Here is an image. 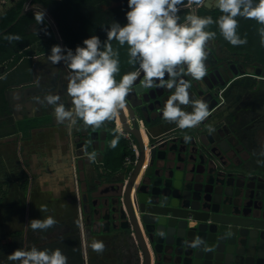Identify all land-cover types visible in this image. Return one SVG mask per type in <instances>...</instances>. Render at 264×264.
Segmentation results:
<instances>
[{
	"label": "water",
	"instance_id": "obj_1",
	"mask_svg": "<svg viewBox=\"0 0 264 264\" xmlns=\"http://www.w3.org/2000/svg\"><path fill=\"white\" fill-rule=\"evenodd\" d=\"M32 1L25 2L18 20L30 12L38 13L63 48L55 21ZM203 6L212 9L217 2L204 0ZM183 10L194 12V3L181 7L180 12ZM206 52V75L199 81L184 75L192 85L189 91L208 104L209 114L197 126L152 136L149 126L161 123L150 115L172 90L140 87L142 77L126 96L125 107L108 124L130 133L140 154L134 166L114 177L111 196L92 203L91 226L118 238L127 235L141 264H264V176L252 174L239 160L238 136L224 119L215 117L226 104L227 91L239 79H264V69L224 64L207 46ZM59 64L67 76L66 65ZM25 85L13 90L20 96L18 101L23 94L29 98L30 88L24 89ZM222 90L224 102L220 104ZM82 136L79 134L80 139ZM82 210L88 211L85 196ZM82 238L85 244L84 234Z\"/></svg>",
	"mask_w": 264,
	"mask_h": 264
},
{
	"label": "crops",
	"instance_id": "obj_2",
	"mask_svg": "<svg viewBox=\"0 0 264 264\" xmlns=\"http://www.w3.org/2000/svg\"><path fill=\"white\" fill-rule=\"evenodd\" d=\"M17 1L0 0V13L11 7ZM98 2L97 7L99 8L100 14H106V22L112 16H115V22H118L117 18L119 13L122 15L119 18L120 21L123 24L127 22L125 18V13L128 11L127 0H100ZM216 9L219 8L217 6L212 7V10ZM197 11L198 7L194 6L195 14H197ZM189 12L192 11L189 10ZM87 13L93 15V8L88 9ZM181 16L184 15L182 14ZM94 18L99 17L96 16ZM109 23L112 24V21ZM96 30H98L97 27ZM90 35L87 34V36L85 35L81 39V45L82 41ZM94 35L101 37V31L98 30ZM252 42H254V52L258 53L257 46H262L261 37L259 39L253 38ZM114 44H116L115 40L112 41V46ZM223 44L216 38H212L206 42V46L212 49L213 54L224 64H238L243 68H263L260 62L252 58L253 56H251V63L246 66L245 57H240L236 52L230 51L223 46ZM122 47L127 54V45ZM254 52L253 54L256 55ZM12 61L13 59H10L6 61V64L9 65ZM127 61L128 57H126V66L124 69L122 68V62H120L119 72H123L124 74L125 72L133 70L134 66L129 65ZM2 70L3 66L1 65L0 78L6 75ZM251 80L255 81V83L257 81L264 82V79L255 76L242 77L239 79L238 85L235 88L241 86L239 84L240 81H249L250 84ZM244 86L246 87V85ZM15 88L17 87H8L6 89L8 90V96H6L5 92V98L11 110L6 112L4 109H0V202L4 203V200H11L7 208L11 209L8 218L12 217L9 222L4 219L6 227L1 226V230L5 232L8 229L12 231L22 230L17 227L21 225L20 218L23 212V198L31 204L30 209H28V213L30 212V214H38L41 211L40 207L44 206L43 201H46L47 198H52L55 202L58 201L56 208L60 210L61 215V220L56 223H70L71 220L78 219L81 237L85 233V244L82 238L84 264H88V258L95 260L105 258V256H108L107 252L110 251H94L91 248V242L99 239L108 241L114 237L113 234L103 233L104 235L98 237V239L91 234L92 229H95L96 232L99 227L94 226L93 228L91 226L90 211L93 210L92 203L98 198L104 199L111 196L114 177L121 171H127L128 168L124 167V160L131 153L128 148V141L115 128L110 127L106 123L107 120L100 127L94 128L92 126H85L81 121H78L75 125L67 122L57 123L53 116V107L50 110H46V108L39 110L37 107L30 106L28 109L23 110L21 104L27 98L23 94L21 95L22 100L18 101L20 96L13 94ZM232 89H234V86L230 88V90ZM253 90H255L256 96L260 100L253 103L251 105L252 108L246 105V103H243L236 106V109L228 111L229 107L226 105L228 103L226 101L227 103L217 110L215 117L224 119L230 126L232 132L238 136L240 140L239 160L244 161V164L252 171V174L264 176V118H260L259 116L264 115V86H261L259 89L256 86ZM229 91L225 95L226 100L228 99ZM189 93L190 98L195 96L196 99H201L198 95L196 96L190 91ZM168 96H166V99ZM12 98H14V102ZM69 98L68 96L65 98L64 103L66 107H70ZM166 99L163 105L150 115L156 122L161 123L159 127L149 126L152 136L183 131L176 127L174 122L167 121L162 117L161 109ZM19 105L21 107H18L16 110L15 106ZM182 107L188 111L191 110L190 106ZM252 111L257 112L259 115L255 114L254 117L250 116V112ZM79 134H83L81 139ZM117 136L119 140L116 146L112 147L111 141ZM84 141L86 142V146H83ZM85 153H94L95 158L89 159V156ZM26 183L27 186H25ZM83 196L88 201V211L86 213L82 210ZM67 201L68 204H65L64 202ZM78 204L81 206L80 217H78L79 213L77 211L79 208ZM70 205L72 207L71 211L61 210V206L69 207ZM47 209L45 207V210ZM61 211L66 212L63 214ZM32 219H38L37 215L32 216L30 220ZM11 221H13L14 225L11 224ZM112 243V252L116 249L122 252L121 247H124L122 241L112 240ZM119 245L122 246L119 247ZM87 248L89 251H87ZM87 253L90 255H86ZM116 261L118 259L111 258L110 260L108 258L107 264H113ZM117 263L120 262L118 261Z\"/></svg>",
	"mask_w": 264,
	"mask_h": 264
},
{
	"label": "clouds",
	"instance_id": "obj_3",
	"mask_svg": "<svg viewBox=\"0 0 264 264\" xmlns=\"http://www.w3.org/2000/svg\"><path fill=\"white\" fill-rule=\"evenodd\" d=\"M216 2L221 15L213 21L211 16L194 12L186 13L183 19L178 14L181 7L186 8L191 3L198 7L202 0H127V22L123 25L112 22L106 29V39L90 35L74 50L58 44L51 46L48 61L53 64L63 62L69 70L66 95L70 97V107H66L59 94H46L41 102L53 106L57 123L75 125L81 121L85 126L100 127L125 107L126 96L142 77L140 87L172 90L161 109L165 120L174 122L180 129L197 126L208 116V104L205 100L190 98L192 85L184 75L188 74L196 81L206 75V42L216 35L207 27L216 23L226 41L241 45L246 39L237 33V17L254 19L264 25V0ZM258 31L264 44V27ZM12 39L19 37L10 36L9 40ZM113 40L120 46L127 45V62L134 66L118 81L115 74L120 71V61L118 51L112 46ZM182 106H190L191 110ZM188 139L185 136V140ZM118 140V136L113 138L111 146L115 147ZM85 154L89 159L95 158L94 153ZM29 223L33 230H46L56 220L47 216L32 219ZM198 243V240L193 241V246ZM91 248L102 252L104 243L93 240ZM7 259L13 264H67V257L60 248L19 247L8 254Z\"/></svg>",
	"mask_w": 264,
	"mask_h": 264
},
{
	"label": "trees",
	"instance_id": "obj_4",
	"mask_svg": "<svg viewBox=\"0 0 264 264\" xmlns=\"http://www.w3.org/2000/svg\"><path fill=\"white\" fill-rule=\"evenodd\" d=\"M98 1L100 0H33L32 4L42 6L49 12L64 41V47L74 50L77 45H81L80 41L85 35H94L98 30L101 31V40L106 39V29L111 26L109 22H115V16H112L107 22L105 21L106 14H100L99 8L97 7ZM25 2L26 0H18L11 7L0 13V32L10 27L0 35V65L6 63V61L13 57V61L8 65L9 70L7 74L0 78V109H8V102L5 98L6 89L11 84H18L21 81L29 79L31 76V64L29 61L23 70L17 67L18 65L16 66V63L22 57L19 52L23 51V56L30 55L27 48L34 45V42L38 39V34L44 35L48 42L55 38L49 24L44 21L38 13L30 12L18 20ZM203 2L204 0H202V3L198 6L197 15L211 16L213 21H215L217 19L216 17L221 15L220 10L207 9L203 6ZM90 8H93V15L87 13ZM188 12L189 10H183L180 14L185 15ZM92 16H98L99 18H94ZM119 16L117 21L122 25L123 23L119 19L122 15L119 13ZM38 17H40V19H38ZM236 19L238 20L237 33L241 38L246 39V43L240 46L232 45L226 41L220 34L216 23L209 25L207 30L215 32L216 35L214 38L224 43L223 46L230 51L236 52L240 57H245L246 66L251 63V56H253L252 58L260 62L264 68V44H262V46H257L258 53H256L253 49L254 42H252L253 38H260L258 29L264 27V25L258 24L254 19H245L243 17H237ZM33 23H37L36 28H39L40 31L35 34H30L28 32L31 31L30 26ZM96 27L98 30H96ZM10 36H18L19 39L9 40ZM54 44H57V42ZM116 44H114L113 47L117 49L120 62H122V68L124 69L128 54H126L125 49H122V46H118L117 42ZM253 52L256 55H254ZM122 75L123 72H118L115 76L116 80L118 81ZM127 151L130 153L129 150ZM25 186H27V183ZM130 242V245L124 244V247H121L122 252L119 250L117 251V249L113 251V258L118 259L121 264H140L136 246L133 240ZM32 246H36L39 249L60 248L62 253L67 257V264H84L82 237L79 232L78 219H73L70 223H55L46 230H33L29 225L25 230H16L12 232L3 231L0 235V264H13L12 261L7 259L8 254L19 247L27 249ZM120 246L122 245H119V247ZM130 254L132 255L130 256ZM107 260L108 257L105 256V258L101 259L99 264H107ZM96 261L95 259H89L88 264H97L95 263Z\"/></svg>",
	"mask_w": 264,
	"mask_h": 264
},
{
	"label": "flooded vegetation",
	"instance_id": "obj_5",
	"mask_svg": "<svg viewBox=\"0 0 264 264\" xmlns=\"http://www.w3.org/2000/svg\"><path fill=\"white\" fill-rule=\"evenodd\" d=\"M36 27H37V23H33L30 26L31 31L28 33L35 34L36 32H39L40 29ZM37 37L38 39L36 40V42H34V45L27 48V50L30 52V55L23 56V51H20L19 53L22 55V57L16 63V66L18 65L17 67H20V69L23 70V68L29 61V63L31 64L30 78L25 81H21L18 84H11V86H9V87H14V86L17 87V86L22 85L23 83L28 84L24 86L25 87L24 89L30 88L29 89L30 91L28 90L29 98H27L25 102H22L21 105H22L23 110H25L26 108L28 109L30 106L37 107L39 110L45 109V108L46 110L48 109L50 110V108L53 106L41 102L43 100V97L46 94H59L62 102H65V98L67 97L66 96L67 76L65 72L63 71L59 63L53 64L47 59V55L50 51V48L52 45H54L53 43L56 39L54 38V40L48 42L47 38H45L44 35L38 34ZM63 48H64V42H63ZM2 66H3L2 72L7 74L9 70L8 65L4 63L2 64ZM33 67H34V70H33ZM57 76H58V80H57ZM5 92H6V96H8V90H6ZM12 101L14 102V98H12ZM69 101H70V98H69ZM18 107H21V106L20 105L15 106V109L17 110ZM10 110L11 108H9V106H8V109H4V111L6 112ZM110 120H107L106 123L109 124ZM91 234L93 236H96L97 238L104 235L100 227L98 229V233L95 232V229H92ZM122 235L123 236H120L119 238L113 235L114 238L108 241L107 240L103 241L102 239L98 238L99 240H102L104 243L103 250L110 251L108 252V256H107L109 259L113 258V255H114L113 254L114 252H112L111 250L113 247L111 246L113 245L112 240L122 241L125 245L131 244L130 241L132 239H129V237L127 235H124V233ZM131 255L132 254H130V256ZM113 259H116V258H113Z\"/></svg>",
	"mask_w": 264,
	"mask_h": 264
},
{
	"label": "rangeland",
	"instance_id": "obj_6",
	"mask_svg": "<svg viewBox=\"0 0 264 264\" xmlns=\"http://www.w3.org/2000/svg\"><path fill=\"white\" fill-rule=\"evenodd\" d=\"M220 16V15H219ZM219 16H217L216 18H218ZM239 84L241 85L240 87L238 88H235L237 85H238V82H236V84L234 85V89L230 90L228 93V99H227V106L229 107L228 111H231L233 109H236L237 107L236 106H239L243 103H246V105H249V107L252 108V104L255 103L256 101L260 100L258 99L259 97L256 96V93H255V90H253L256 86L257 88L259 89L261 86H264V82H256L255 81H250V84H249V81H243V82H239ZM246 85V87L244 86ZM250 86V87H249ZM252 86V88H251ZM233 88V87H232ZM253 90V91H251ZM256 96V97H255ZM194 99H196V97L194 96L193 97ZM231 108V109H230ZM253 110V109H252ZM239 111V110H238ZM251 115L250 116H255L256 115H259L257 112L255 113L254 111L250 112ZM249 113V114H250ZM245 114V113H244ZM246 115V114H245ZM260 118H264V115H259ZM249 118V117H248ZM264 134V133H263ZM264 138V137H263ZM39 146V145H38ZM3 201V200H2ZM11 202V200H4V203L3 202H0V235L2 234V227H6L5 225V221L4 219H6L8 222L12 219L11 218H8V216L10 215V208H7V205ZM23 212L21 214V222H20V226L17 227L19 229H22V230H25L28 228V226L30 225V219L32 218V216H36L40 219H44L45 217L47 216H52L54 217V219L57 221H60L61 219V215H60V210H58L56 208V205L58 204V201L55 202L52 198L51 199H46V201H43L44 203V206L46 208H48L47 210H45V207L42 206L40 207L41 208V211L38 212V214H30V212L28 213V209H30V202L28 203V201H26V199L23 198ZM28 203V204H27ZM65 204H68V201L67 202H64ZM25 205H27L26 207H24ZM78 210H77V207H76V210L78 211L79 215L78 217H80L81 215V206L78 204ZM72 207L71 205L68 207V206H61V210H69L71 211ZM58 211V212H57ZM64 212L66 211H61V213L64 214ZM6 215V216H5ZM5 217V218H4ZM11 224L14 225L13 221H11ZM2 226V227H1ZM15 228V227H14ZM13 229V228H11ZM6 232H12V230H7ZM85 234V233H84ZM86 247V246H85ZM87 251L88 248H87ZM112 254V253H111ZM110 254V255H111ZM86 255H90L89 253H87ZM111 258V257H110ZM91 259V258H88V260ZM111 260V259H110ZM101 261V259L99 260V258L97 259V261L95 263L99 264V262ZM88 262V261H87ZM118 261L114 262L113 264H121L120 263H117Z\"/></svg>",
	"mask_w": 264,
	"mask_h": 264
},
{
	"label": "built area",
	"instance_id": "obj_7",
	"mask_svg": "<svg viewBox=\"0 0 264 264\" xmlns=\"http://www.w3.org/2000/svg\"><path fill=\"white\" fill-rule=\"evenodd\" d=\"M223 92H224V90H222L220 93V97H221L220 104H222L224 102ZM117 131L128 141V148L131 151V153L125 157L124 167L125 168L132 167L137 163V161L139 159L140 153H139L138 146H137L136 142L134 141L132 135L130 133L124 131V129L121 126H117Z\"/></svg>",
	"mask_w": 264,
	"mask_h": 264
}]
</instances>
